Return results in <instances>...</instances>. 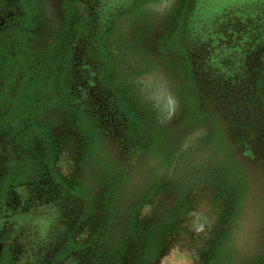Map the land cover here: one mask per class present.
<instances>
[{
  "label": "flooded vegetation",
  "instance_id": "1",
  "mask_svg": "<svg viewBox=\"0 0 264 264\" xmlns=\"http://www.w3.org/2000/svg\"><path fill=\"white\" fill-rule=\"evenodd\" d=\"M203 1L175 0L166 21L170 31L150 38L133 30L149 0H80L89 16L82 31L63 42L62 83L75 119L90 123L84 142L92 147V160H98V189L63 179L53 163L50 135H24L21 154L0 176V264H118L135 234L138 210L156 194L175 161L151 143L133 139V112L125 113L121 94L123 88L127 92L125 84L110 75L120 39L122 49L139 48L148 55L137 63L146 75L138 84L151 80L147 88L164 93L162 83L172 77L173 92L183 96L172 117L176 135H195L178 130L183 114L191 127H209L204 135L228 132L239 138L237 159L230 152L238 173L237 213L216 257L221 264H264V9L203 32L193 20L204 14ZM32 24L33 0H0V31L24 25L33 35ZM32 39L26 40L27 48ZM103 50L113 56L109 70ZM220 115L222 127L214 122ZM232 242L240 257L231 254Z\"/></svg>",
  "mask_w": 264,
  "mask_h": 264
},
{
  "label": "rangeland",
  "instance_id": "2",
  "mask_svg": "<svg viewBox=\"0 0 264 264\" xmlns=\"http://www.w3.org/2000/svg\"><path fill=\"white\" fill-rule=\"evenodd\" d=\"M36 2L31 27L34 39L28 44L32 53L43 54L61 37L65 40L69 35L67 26L87 23L88 8L80 6V0ZM163 2H166L165 6ZM203 4L204 14L198 12L193 17L195 25L203 32L208 31L206 28L218 31L227 18L242 16L259 7L264 9V0H205ZM145 7L137 15L134 32L150 38L164 36L170 31L166 21L174 14L175 0H149ZM159 20H165L166 26L163 22L155 26ZM118 42L113 44V50ZM120 43L116 68L110 75L117 83L125 84L127 92L123 88L121 94L127 101L125 113L133 112V139L138 144L151 143L175 161L156 194L138 210L133 221L135 234L124 248L118 264H221L216 255L223 241L229 238L238 204V173L231 153L237 159L242 150L241 142L228 132L204 135L210 128L200 124L191 127L183 114L180 124L176 123L180 126L178 130L195 132V135H176L172 117L173 113L179 112L181 104L183 106V96L177 97L173 92L172 77L167 76L162 83L164 93L151 92L147 88L151 80L145 86L138 84L146 75L137 63L148 55L137 51L139 48L134 52L122 49L123 43ZM183 87L181 84L179 88ZM64 101V106L60 107L46 106V101H40L35 109V121L48 127L53 163L63 179L72 184H83L90 191L98 189L95 185L98 160H92V147L84 142V136L91 135L90 123L80 121L82 116L76 120L73 114L76 108L68 106V100ZM223 120L220 115L214 122L221 126ZM23 136L0 134V176L21 154ZM232 243L229 244L231 254L240 257V248Z\"/></svg>",
  "mask_w": 264,
  "mask_h": 264
},
{
  "label": "trees",
  "instance_id": "3",
  "mask_svg": "<svg viewBox=\"0 0 264 264\" xmlns=\"http://www.w3.org/2000/svg\"><path fill=\"white\" fill-rule=\"evenodd\" d=\"M35 13L36 1L33 0V18ZM81 31V23L67 26L70 36ZM31 37L34 39V34L26 31L24 25L0 31V134L33 135L35 132L49 135L47 125L35 121L36 106L42 100L50 107L65 103L62 79L67 53L64 37L48 46L43 54L28 50L25 42ZM103 61L108 70L113 67V56L106 55L104 50Z\"/></svg>",
  "mask_w": 264,
  "mask_h": 264
}]
</instances>
